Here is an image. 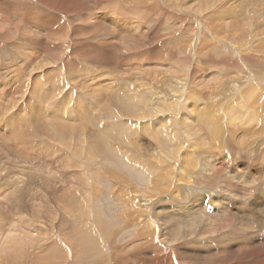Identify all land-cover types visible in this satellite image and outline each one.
Returning <instances> with one entry per match:
<instances>
[{
  "label": "rangeland",
  "instance_id": "obj_1",
  "mask_svg": "<svg viewBox=\"0 0 264 264\" xmlns=\"http://www.w3.org/2000/svg\"><path fill=\"white\" fill-rule=\"evenodd\" d=\"M263 131L264 0H0V264H264Z\"/></svg>",
  "mask_w": 264,
  "mask_h": 264
},
{
  "label": "bare ground",
  "instance_id": "obj_2",
  "mask_svg": "<svg viewBox=\"0 0 264 264\" xmlns=\"http://www.w3.org/2000/svg\"><path fill=\"white\" fill-rule=\"evenodd\" d=\"M56 1V0H55ZM64 1V0H63ZM77 1V0H76ZM121 1V0H120ZM123 1V0H122ZM213 1H216V0H213ZM218 1H221V0H218ZM64 4L65 5H68L69 6V4H70V2H62V5L64 6ZM139 4V3H138ZM218 4V3H217ZM44 5V4H43ZM46 5H48V6H52V5H50V4H46ZM61 6V5H60ZM134 6H136V4L134 5ZM142 6V5H141ZM225 6V5H224ZM23 7H24V11H23V15L25 16V17H27L28 18V16H29V14H31L30 12H32L31 10H28V9H26V5L25 4H23ZM62 7V6H61ZM137 7V6H136ZM143 7V6H142ZM141 7V8H142ZM145 7V6H144ZM148 7L146 6V8L145 9H147ZM26 10V11H25ZM67 10H71V8L70 9H67ZM74 10H75V8H74ZM72 11V10H71ZM143 11H144V9H143ZM18 12V11H17ZM66 12V11H65ZM69 12V15H70V11H68ZM76 13H78V12H76ZM71 15H73V13L71 14ZM76 15V14H75ZM74 15V16H75ZM87 16V15H86ZM50 17V16H49ZM81 17V16H80ZM86 18V17H85ZM123 18V17H122ZM130 19V18H129ZM140 19V18H139ZM74 20V19H73ZM82 20V19H81ZM84 20V19H83ZM83 20H82V23H83ZM86 20V19H85ZM142 20V19H141ZM24 21H25V19H24ZM69 22V21H68ZM142 22V21H141ZM26 23L28 24H32V25H34L36 28H40V23L38 22V19H37V17L36 16H33L32 18H30V19H28L27 21H26ZM84 23H87V21H84ZM45 24H46V22H45ZM66 25V24H65ZM88 25V24H87ZM64 27V26H63ZM80 28V27H79ZM44 29V28H43ZM50 29L51 30H54V28H53V26L52 27H50ZM82 28H80V30H81ZM89 29V28H88ZM97 29V28H96ZM79 30V31H80ZM98 30V29H97ZM106 30V29H105ZM74 31V30H73ZM78 31V30H77ZM82 31H84V30H82ZM93 31H95V29H90V31L89 32H87V33H92ZM58 32V31H57ZM56 31L55 32H52L53 33V35H58V33H57ZM60 30H59V34H60ZM64 32H65V30H64ZM102 32V31H101ZM95 33V32H94ZM61 34H62V32H61ZM76 34V33H75ZM94 35V34H93ZM33 36V35H32ZM71 36H73L72 34H71ZM131 38V37H130ZM100 40V38L98 39V41ZM97 43H99V42H97ZM101 43V42H100ZM106 43H108V42H106ZM47 44V43H46ZM125 44H126V42H125ZM103 45V44H102ZM109 45V44H108ZM65 46V45H64ZM126 46V45H125ZM103 47V46H102ZM46 47H44V49H45ZM48 48V47H47ZM51 48H52V46H51ZM71 48V47H70ZM72 48H73V46H72ZM97 48H99V47H97ZM107 48V47H106ZM105 48V49H106ZM42 49V48H41ZM100 49V48H99ZM108 49H109V47H108ZM43 50V49H42ZM57 50V49H56ZM71 50V49H70ZM94 50H95V53H101V54H103V55H105V53H103V52H101V50H97L96 48H94ZM96 50H97V52H96ZM45 51V50H44ZM72 52H74L73 51V49L71 50ZM90 51V50H89ZM98 51H100V52H98ZM112 51V50H111ZM77 52V51H76ZM91 52V51H90ZM110 52V51H109ZM109 52H106V54H108ZM47 53V52H46ZM57 53V52H56ZM78 53V52H77ZM93 53V52H92ZM111 54L113 53V52H110ZM73 54H75V53H73ZM83 54V53H82ZM87 54V53H86ZM86 54H85V56H86ZM111 54H108L107 55V57L105 58L104 56V58H105V60L108 62V63H110V64H117V62H112V59H113V56L111 55ZM76 55H78V54H76ZM79 55H80V53H79ZM93 56H94V54H92ZM92 56V57H93ZM102 56V55H101ZM71 57H72V55H71ZM74 57V56H73ZM72 57V58H73ZM88 57H90V55H88ZM75 58V57H74ZM91 58V57H90ZM101 58V57H100ZM53 60V59H52ZM78 60H82L83 62H85L82 58H80V56L78 57V58H75V61H78ZM91 60H92V58H91ZM90 60V61H91ZM104 59H102V61H103ZM70 61H72V63H70V68H72L73 66H75L74 64H73V62H74V59L73 60H70ZM98 61V60H97ZM106 61H103V63H105ZM80 62V61H79ZM108 63H107V65H108ZM67 64H68V62H67ZM77 64V63H76ZM106 64V63H105ZM66 65V64H65ZM100 65V64H99ZM72 66V67H71ZM118 66V65H117ZM108 67H110V66H108ZM112 67V66H111ZM69 68V67H68ZM108 69V68H107ZM71 70V69H70ZM100 70V69H99ZM103 70V69H102ZM101 70V71H102ZM108 71H109V69H108ZM104 72H105V70H104ZM107 72V71H106ZM105 72V73H106ZM53 73V72H52ZM108 73V72H107ZM54 74V73H53ZM101 75H103V73L101 74ZM108 75H109V73H108ZM96 77V76H95ZM94 77V78H95ZM148 77V76H147ZM159 77V76H158ZM88 78V77H87ZM157 78V77H156ZM160 78V77H159ZM96 79V78H95ZM94 79V80H95ZM99 78H97V80H98ZM93 80V81H94ZM100 82H102V81H104V79H102V81L101 80H99ZM99 82V83H100ZM108 82V81H107ZM106 82V83H107ZM152 82V81H151ZM42 83V82H41ZM95 83V86L96 87H98L97 85H98V81L97 82H94ZM97 83V84H96ZM105 83V84H106ZM92 84V83H91ZM103 84V83H102ZM109 84V83H108ZM153 84H154V82H153ZM86 85V83H84V86ZM87 85H90V84H87ZM94 85V84H93ZM100 85H101V83H100ZM99 85V86H100ZM111 85V84H110ZM144 85V84H143ZM83 86V87H84ZM92 85H90V87H91ZM107 86V85H106ZM113 86H114V84H112V88L110 87L109 89H112L113 90V92H119L120 93V91H118L116 88L115 89H113ZM145 86V85H144ZM43 87H44V85H43ZM89 87V86H88ZM100 87H102V86H100ZM100 87H98L99 89H100ZM104 87H105V85H104ZM36 88V87H35ZM53 88V87H52ZM85 88H87V87H85ZM103 88V87H102ZM108 88V87H107ZM39 89V88H38ZM99 89H94V90H92V91H94V92H96L97 93V100H98V97L101 99L102 98V102L104 101V99L107 101V102H105L104 101V104L105 103H108V100H109V94H107V93H103L101 90H99ZM104 89H106V88H103V90ZM108 89V90H109ZM107 90V91H108ZM37 91V90H36ZM109 91H111V90H109ZM59 92V91H58ZM87 91L85 90V93H86ZM106 92V91H105ZM39 93V92H38ZM90 93H92V92H90ZM90 93H88V94H90ZM95 94V93H94ZM114 94L115 93H112V95L114 96ZM14 95V94H13ZM37 95V94H36ZM40 96V102H39V100H38V102L41 104H44V103H46V105H47V102H48V100L50 99V98H44L43 96H41V94H39ZM43 95V94H42ZM90 95H92V94H90ZM116 95V94H115ZM54 96H55V94H54ZM67 96H68V94H67ZM117 96V95H116ZM120 96V95H119ZM123 96V95H122ZM35 97V96H34ZM38 97V98H39ZM48 97V96H47ZM66 97V96H65ZM117 98V97H116ZM67 99V98H66ZM92 99H93V96H92ZM51 100V99H50ZM60 100V99H59ZM62 100V99H61ZM100 101V100H99ZM110 103H112V102H110ZM157 103V102H156ZM99 104V103H98ZM102 104V103H101ZM97 106V105H96ZM99 107V106H98ZM107 107V106H106ZM48 109H47V114L49 115V113H51L52 112V110H53V108L54 109H56L57 111L56 112H58L60 115H55L54 116V118L56 117V119L58 118V120L60 119V121L62 120L61 119V117L64 115L65 116V118H66V116H68V115H70L71 114V112L73 111V115H74V112H76V111H74V109L72 110H70L69 112L68 111H66V112H68L67 113V115H66V113H63L64 111H62L64 108H66V107H62L61 109H60V107H57V108H59L60 109V111H58V109L55 107V106H53V105H48V107H47ZM100 108V107H99ZM98 108V109H99ZM110 108V107H109ZM76 110V109H75ZM109 110V109H108ZM50 111V112H49ZM53 111H55V110H53ZM108 112V111H107ZM77 113V112H76ZM246 113V112H245ZM244 113V114H245ZM61 114H63L62 116H61ZM47 115V116H48ZM80 115V114H79ZM82 115V114H81ZM53 116V115H52ZM59 116V117H58ZM76 117L78 116V115H75ZM49 117H50V115H49ZM49 119V118H48ZM235 120V119H234ZM42 121V120H41ZM44 121H47V120H44ZM54 121H56V123H53ZM54 121H52V120H49V122H50V124H53V129L59 134V135H61V136H63L64 134H67V133H70V134H77L78 136H79V140H81L82 139V137H83V135H84V128L82 127V128H79L80 126H78V128H76V126L75 127H72L71 125L70 126H68L69 125V123L65 120H62V121H64V123L66 124H68V125H65L62 121V123H58L57 122V120H54ZM40 122V121H39ZM52 122V123H51ZM74 122H76V120L74 121ZM84 122H85V119H84ZM249 122V121H248ZM46 123V122H45ZM47 123H48V121H47ZM82 123V122H81ZM90 123V122H89ZM88 122H87V124H89ZM39 124V123H38ZM37 124V125H38ZM74 125H76L75 123H73ZM86 123H84L83 124V126L85 125ZM250 124V123H249ZM92 125V124H91ZM190 126V125H189ZM37 127V126H36ZM99 127V126H98ZM191 127V126H190ZM8 129V128H7ZM73 131V132H70V131ZM86 130V129H85ZM97 130H99V129H97L96 128V131ZM263 130V129H262ZM109 131V128L106 126L105 128H103L102 129V134L104 135V134H106L107 132ZM264 132V131H263ZM101 133V132H100ZM153 133H154V131H153ZM74 134V135H75ZM156 134V133H155ZM154 134V135H155ZM249 134V133H248ZM12 135V134H11ZM10 135V136H11ZM153 135V134H152ZM168 135V134H167ZM250 136H251V134H250ZM77 137V136H76ZM75 137V138H76ZM153 137H155V136H153ZM169 137V136H168ZM21 138V137H20ZM10 139V138H9ZM108 139V138H107ZM167 138L166 137H164L163 136V138H161V142H162V144H163V141H165ZM5 140H7L8 141V139H5ZM19 141V140H18ZM193 141V140H192ZM238 141V140H237ZM4 142V141H3ZM14 142V141H13ZM89 142L92 144V150L93 151H96V150H101V151H104L103 150V143L104 142H106V138L105 137H103V138H101L99 135H98V133L96 132L94 135H91V138H89ZM242 142V141H241ZM107 143V142H106ZM198 143H200V142H197V144ZM164 144H166V143H164ZM196 144V145H197ZM203 144V143H202ZM201 144V145H202ZM5 145V144H4ZM204 145V144H203ZM213 145V144H212ZM220 144H218V146H219ZM217 146V145H216ZM202 147V146H201ZM211 147V146H210ZM109 148V150L111 149L110 147H108ZM120 148V147H119ZM194 148V147H193ZM205 148V147H204ZM204 148H202V149H204ZM218 147H216L215 149H217ZM221 148V147H220ZM175 149V148H174ZM200 149V148H199ZM214 149V150H215ZM208 150H210L209 148H208ZM218 150V149H217ZM217 150H216V153H217ZM221 150H222V148H221ZM78 151V150H77ZM200 151V150H199ZM198 151V152H199ZM202 152V151H201ZM200 152V153H201ZM214 152V151H213ZM76 154H77V152H75ZM161 153V152H160ZM218 153H222L221 151L220 152H218ZM217 153V154H218ZM78 154H79V152H78ZM188 154V153H187ZM211 154V153H210ZM212 155H213V153H212ZM214 155H215V153H214ZM223 155V154H222ZM221 156V155H220ZM238 156V155H237ZM184 158H185V155L183 156ZM225 159V158H224ZM218 160V159H217ZM195 161V160H194ZM220 162V161H219ZM218 164H221V163H218ZM217 164V165H218ZM176 166V165H175ZM197 166V165H196ZM217 167V170L219 171V172H222L223 170L220 168V167H218V166H216ZM178 168V167H177ZM165 169V168H164ZM185 169V168H184ZM190 169V168H189ZM193 169H195V166H194V168ZM158 170V169H157ZM180 170V169H179ZM190 171H192V170H190ZM187 172V171H186ZM218 172V173H219ZM226 173V172H225ZM233 173V172H232ZM181 174V173H180ZM221 174V173H220ZM224 174V173H223ZM234 174V173H233ZM179 175V174H178ZM162 176V175H161ZM181 176V175H180ZM188 177V176H187ZM204 177V176H203ZM202 177V178H203ZM229 177V176H228ZM233 177H234V179L235 178H237L236 176H234L233 175ZM168 178V177H167ZM180 178H182V177H180ZM226 178V177H225ZM191 179V178H190ZM204 179V178H203ZM192 180V179H191ZM199 180H202V179H200L199 178ZM206 180V179H205ZM226 180V179H225ZM196 181H197V179H196ZM187 182V181H186ZM194 182V181H193ZM200 182V181H199ZM207 183V182H206ZM201 184V183H200ZM202 184H204L203 182H202ZM206 186V185H205ZM208 186V185H207ZM0 191H1V189H0ZM2 192V191H1ZM4 192V191H3ZM116 192V191H115ZM258 214V213H257ZM243 217H244V215H243ZM232 219V218H231ZM240 221V220H239ZM213 223H214V225H215V222H214V220H213ZM245 226H247V224L245 225ZM254 226V225H253ZM243 227V226H242ZM243 229H246V228H243ZM31 230V229H30ZM261 230V229H260ZM32 231V230H31ZM204 237V236H203ZM19 239V238H18ZM73 240V242H74V244L76 243V240L75 239H72ZM28 243V242H27ZM251 245H253V244H251ZM240 248V247H239ZM236 251V250H235Z\"/></svg>",
  "mask_w": 264,
  "mask_h": 264
}]
</instances>
